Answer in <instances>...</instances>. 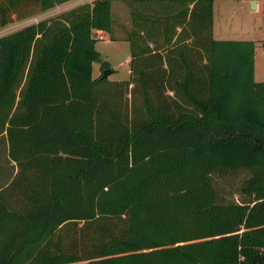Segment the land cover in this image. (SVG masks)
<instances>
[{"label": "trees", "instance_id": "trees-1", "mask_svg": "<svg viewBox=\"0 0 264 264\" xmlns=\"http://www.w3.org/2000/svg\"><path fill=\"white\" fill-rule=\"evenodd\" d=\"M61 1L0 0V25ZM127 1L128 77L92 73L112 0L0 35V264H264L255 40L213 36V0Z\"/></svg>", "mask_w": 264, "mask_h": 264}, {"label": "rangeland", "instance_id": "rangeland-1", "mask_svg": "<svg viewBox=\"0 0 264 264\" xmlns=\"http://www.w3.org/2000/svg\"><path fill=\"white\" fill-rule=\"evenodd\" d=\"M83 1H67L57 5L53 9V13L43 12L38 14L39 11H37L25 17L14 18L6 24L0 25V35L26 23L43 17H50ZM257 1L258 6L253 7L250 0H213V36L241 37L246 35L244 32L248 31L247 34L256 37V60L264 67V0ZM111 15V30L103 29L100 35L94 30V34L97 36L95 46L101 52V59H108L116 68L114 71L109 72L108 76L110 78H124L129 75L128 57L130 46L126 35L132 26L131 6L128 1L112 0ZM98 71L99 69H96L93 73L96 74ZM259 75L257 74V78H254L257 80L264 79V72ZM248 174V170L244 168H226L213 173L215 184L227 198H230V196L241 198L239 186Z\"/></svg>", "mask_w": 264, "mask_h": 264}, {"label": "crops", "instance_id": "crops-1", "mask_svg": "<svg viewBox=\"0 0 264 264\" xmlns=\"http://www.w3.org/2000/svg\"><path fill=\"white\" fill-rule=\"evenodd\" d=\"M67 1H70V0H64V1H61V2H58V3H55L54 5H52V6H50V7H48V8H46V9H43V10H41V11H39V12H37L38 14L39 13H43V12H49V13H53V9L55 8V7H57V5H61V4H63V3H66ZM71 1H78V0H71ZM83 1V0H82ZM251 2H252V0H250ZM254 6L253 7H257L258 6V1L257 0H254ZM94 30L95 31H97L98 33H99V35L100 34H102V30L103 29H101V28H94ZM248 32V31H247ZM247 32H244L246 35H243V36H241V37H235V38H252V39H254V40H256V37H254V35H249V34H247ZM213 33H214V14H213ZM255 52H256V47H255ZM129 58V57H128ZM108 60V59H107ZM100 59H95V60H93V62H92V73L94 72V70H98L99 69V71H98V73L101 71V67H100ZM109 61V60H108ZM109 66L112 68V70L111 71H114L116 68H115V66L109 61ZM95 68V69H94ZM110 71V72H111ZM264 72V67L263 66H261L258 62H257V60H256V56H255V53H254V77H256V75L258 74H262ZM98 73H96V74H98ZM95 73H93V75H96ZM260 76V75H259ZM264 76V75H263ZM257 78V77H256ZM259 78H262V77H259Z\"/></svg>", "mask_w": 264, "mask_h": 264}, {"label": "water", "instance_id": "water-1", "mask_svg": "<svg viewBox=\"0 0 264 264\" xmlns=\"http://www.w3.org/2000/svg\"><path fill=\"white\" fill-rule=\"evenodd\" d=\"M251 5L254 6V0H252ZM97 59H101V56H99ZM112 70V68L110 66H105L102 69L101 75H107L110 71Z\"/></svg>", "mask_w": 264, "mask_h": 264}]
</instances>
